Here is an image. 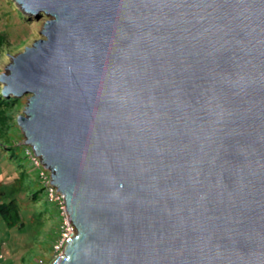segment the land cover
I'll return each instance as SVG.
<instances>
[{
	"label": "water",
	"instance_id": "water-1",
	"mask_svg": "<svg viewBox=\"0 0 264 264\" xmlns=\"http://www.w3.org/2000/svg\"><path fill=\"white\" fill-rule=\"evenodd\" d=\"M0 76L75 229L54 264H264V0H17Z\"/></svg>",
	"mask_w": 264,
	"mask_h": 264
},
{
	"label": "rangeland",
	"instance_id": "rangeland-1",
	"mask_svg": "<svg viewBox=\"0 0 264 264\" xmlns=\"http://www.w3.org/2000/svg\"><path fill=\"white\" fill-rule=\"evenodd\" d=\"M48 20L47 17L37 19L29 16L17 0H0V76L7 75L13 57L42 38L41 32ZM4 87L0 79L2 98ZM29 98L30 95H24L17 99L13 108H7V116L13 117L14 121L10 124V130L0 126V134L7 143V150L14 147L17 159L22 160V168L33 177V189L40 191V198L47 205H35L28 202L25 195H17L21 207V224L10 229L0 217V256H3L0 264H54L75 235L63 196L52 187L51 174L25 145V136L18 125V119L24 115ZM0 111L5 109L0 108ZM2 144L0 140V190L1 187L8 188L15 184L20 172L9 165L6 158L8 151H2ZM46 211H49L46 215L48 220L40 221L43 217L40 213Z\"/></svg>",
	"mask_w": 264,
	"mask_h": 264
},
{
	"label": "trees",
	"instance_id": "trees-1",
	"mask_svg": "<svg viewBox=\"0 0 264 264\" xmlns=\"http://www.w3.org/2000/svg\"><path fill=\"white\" fill-rule=\"evenodd\" d=\"M17 100L16 99H6L0 97V108H4L5 111H0V126L6 128L7 130H10L11 126L10 124L13 123L14 118L8 117L7 108H13L14 105H16ZM0 140L3 141V147L2 151L5 152L7 150V143L4 142V137L2 134H0ZM10 152V154L7 152V160L9 162V165L12 167L17 168L20 170L19 176L16 178V183L12 186L7 187H1L0 190V217L3 219V221L6 223L7 227L10 229H13L17 225L21 224V207L19 203V199L17 195H25L27 201H31V203L37 205L42 204L43 206H46V202L44 199L40 198V191H35L33 189V177L28 174V172L22 168V160L17 159L18 155L15 153L14 147L10 148V150H7ZM15 160H17L15 162ZM15 162V163H14ZM24 169V170H23ZM33 197V198H32ZM38 207V206H37ZM45 212V211H44ZM49 211H46V213H40L43 217L40 218V221L42 220H48L46 215H48ZM45 216V217H44Z\"/></svg>",
	"mask_w": 264,
	"mask_h": 264
},
{
	"label": "clouds",
	"instance_id": "clouds-1",
	"mask_svg": "<svg viewBox=\"0 0 264 264\" xmlns=\"http://www.w3.org/2000/svg\"><path fill=\"white\" fill-rule=\"evenodd\" d=\"M18 2V1H17ZM19 3V2H18ZM20 4V3H19ZM22 6V5H21ZM22 8H23V6H22ZM24 9V8H23ZM24 11L30 16V14L24 9ZM34 17V16H33ZM3 92H4V90H3ZM3 97L4 98H6V99H18V98H16V97H14V96H6L5 94H3ZM12 97V98H11ZM30 148V147H29ZM31 149V148H30ZM32 150V149H31ZM33 152V151H32ZM33 155L35 156V154H34V152H33ZM35 158H36V156H35ZM37 160H39L38 158H36ZM40 161V160H39ZM40 163H41V161H40ZM41 165H42V163H41ZM43 166V165H42ZM44 167V166H43ZM45 168V167H44ZM52 185V184H51ZM53 187V186H52ZM54 188V187H53ZM55 189V188H54ZM58 192V191H57ZM69 218V217H68ZM0 259H2L3 260V256H0Z\"/></svg>",
	"mask_w": 264,
	"mask_h": 264
},
{
	"label": "bare ground",
	"instance_id": "bare-ground-1",
	"mask_svg": "<svg viewBox=\"0 0 264 264\" xmlns=\"http://www.w3.org/2000/svg\"><path fill=\"white\" fill-rule=\"evenodd\" d=\"M31 15V14H30ZM69 219V218H68ZM69 222H70V220H69ZM71 223V222H70Z\"/></svg>",
	"mask_w": 264,
	"mask_h": 264
},
{
	"label": "built area",
	"instance_id": "built-area-1",
	"mask_svg": "<svg viewBox=\"0 0 264 264\" xmlns=\"http://www.w3.org/2000/svg\"><path fill=\"white\" fill-rule=\"evenodd\" d=\"M75 231V230H74ZM71 240V239H70Z\"/></svg>",
	"mask_w": 264,
	"mask_h": 264
}]
</instances>
